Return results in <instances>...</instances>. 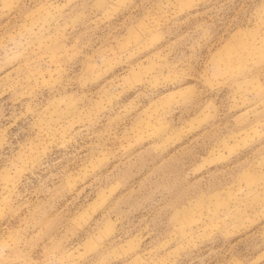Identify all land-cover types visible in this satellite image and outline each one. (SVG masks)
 I'll return each instance as SVG.
<instances>
[{
    "label": "rangeland",
    "instance_id": "374dc122",
    "mask_svg": "<svg viewBox=\"0 0 264 264\" xmlns=\"http://www.w3.org/2000/svg\"><path fill=\"white\" fill-rule=\"evenodd\" d=\"M0 264H264V0H0Z\"/></svg>",
    "mask_w": 264,
    "mask_h": 264
}]
</instances>
